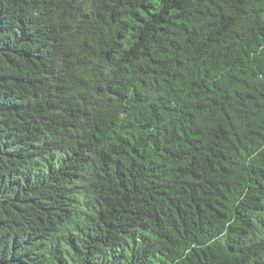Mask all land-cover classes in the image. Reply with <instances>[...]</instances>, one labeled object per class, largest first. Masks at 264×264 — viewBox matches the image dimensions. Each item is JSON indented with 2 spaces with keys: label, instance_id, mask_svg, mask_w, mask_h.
<instances>
[{
  "label": "trees",
  "instance_id": "obj_1",
  "mask_svg": "<svg viewBox=\"0 0 264 264\" xmlns=\"http://www.w3.org/2000/svg\"><path fill=\"white\" fill-rule=\"evenodd\" d=\"M0 264H264V0H0Z\"/></svg>",
  "mask_w": 264,
  "mask_h": 264
}]
</instances>
